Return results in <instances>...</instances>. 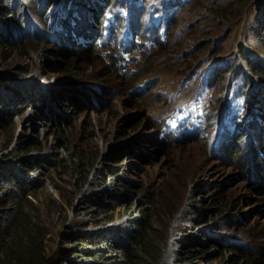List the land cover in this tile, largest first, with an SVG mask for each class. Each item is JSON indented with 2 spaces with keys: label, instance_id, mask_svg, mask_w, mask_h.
<instances>
[{
  "label": "trees",
  "instance_id": "1",
  "mask_svg": "<svg viewBox=\"0 0 264 264\" xmlns=\"http://www.w3.org/2000/svg\"><path fill=\"white\" fill-rule=\"evenodd\" d=\"M11 2L0 0V44L20 49L31 41L37 43L40 54L44 53L40 45L49 44V41L59 44L67 54L72 51L70 45H75L88 56L95 53L93 61H100L106 70L109 68L113 79L116 73L128 71L124 86L133 96L140 95L151 80L144 78L138 83L144 71L130 68L137 62L132 56L144 55L149 62L148 53L158 47L166 49L170 44L169 28L189 8V19L185 22V28H191L189 37L194 38L202 32V38L207 40L194 49L189 66H195L194 70L172 80V84L178 86L183 80L190 89L189 83L197 70L212 64L206 84L201 86L203 80L197 76L199 82L193 87L192 95L200 88L203 90L197 94L200 104L194 111H204L200 115L204 119L220 110L221 124L213 125L205 139H197L189 132L188 136L182 135L184 123L173 122L171 118L149 119V129L154 131L160 144L203 141L206 154L223 161L234 156L229 153L243 143L246 164L251 168V184L264 192V58L252 48L228 53L230 49L225 46L226 30L240 29L243 23H253L264 34V0H32L35 7L22 12L18 11L19 5ZM37 7L42 8L45 18L36 12ZM133 25L147 29L153 38L139 36ZM245 32L248 36L252 34L248 29ZM76 56L69 55L72 61ZM107 56L112 62L103 61ZM125 59L130 60L127 67ZM229 66L228 71L222 70L226 74L218 75L222 68ZM24 74L26 77L0 73V152L6 151L0 156V264H194L214 254L211 262L216 257L222 259L223 255L222 262L229 264L257 259V253L229 247L207 225L196 226L195 233H184L172 226L164 243H157L160 233L156 225L167 212L158 216L155 213L159 199L156 193L122 174V156H141L140 143L150 141L145 135L136 136L137 143L125 140L108 146L101 159L98 153L79 155L77 175L81 176L73 186L76 193L72 199L63 198L62 201L70 203L75 215H88L95 224L64 226L59 250L49 254L45 249L50 230L47 216L28 195L43 185L42 176L56 166L55 160L36 139H23L15 134V117L31 108L55 127L51 145L69 149L66 132L73 121L66 110L73 104L72 96L84 89L81 84L84 81H79L81 76H75L76 81L73 78L63 82V78H59L43 82L38 74L30 77V69ZM222 76L225 78L220 82L218 79ZM98 85L92 87L102 92V86ZM170 88L173 89V85L163 89L162 96ZM83 92L89 95L88 91ZM90 97L95 106H99L101 102L94 94ZM75 106L80 104L75 103ZM132 119L125 116L121 123L132 122ZM203 144L200 143L204 149ZM112 147L116 149L111 150ZM110 159L116 166L110 164ZM73 199H76L75 206H72ZM56 208L65 210L60 204L53 205L49 207L51 215ZM186 211L185 207L181 208L179 216L185 219ZM228 250L234 256L226 258Z\"/></svg>",
  "mask_w": 264,
  "mask_h": 264
},
{
  "label": "rangeland",
  "instance_id": "2",
  "mask_svg": "<svg viewBox=\"0 0 264 264\" xmlns=\"http://www.w3.org/2000/svg\"><path fill=\"white\" fill-rule=\"evenodd\" d=\"M11 1L14 6H20L18 11L21 12L35 7L32 0ZM35 10L40 13V17L45 18L46 14L41 12L42 8L37 7ZM188 10L189 8L184 16L177 18L169 28L170 44L166 49L159 50L158 47L148 53L146 56H150L149 62L145 60L144 55L132 56L137 62L130 68L144 71V77L138 83L143 82L141 80L144 78L151 80L147 88L138 96H133L132 92H128L124 86L128 71L123 72L124 74L116 73V78L113 79L114 76L109 68L106 70L100 65V61H93L95 53L88 56L86 51L75 45H70L72 51L67 54L59 44L49 41V44L40 45V48L44 49V53L40 54L39 48L36 47L37 43L31 41H27V45L20 49L0 44V73L25 75L26 69H30V77L38 74L37 76L40 75V80L43 82L59 78H63V82L73 78L76 81L75 76H81L79 81H84L81 83L84 84V89L72 96L73 104L66 110L70 121H73L67 128L69 131L66 132L69 149L51 145L56 133L55 127L47 119L36 115L31 108L15 117V134H18V137L22 136L23 139H36L53 154L55 160L56 166L42 176L43 185L28 195L47 216L50 230L45 239V249L49 254L59 250L60 236L65 230L64 226L95 224L88 215L83 213L75 215L70 208V203L62 201L63 198L72 199L76 193L73 186L81 176L77 175L79 155L98 153L101 159L108 146L125 140L137 143L136 136L145 135L150 141L142 145L140 143L141 156L136 157L131 154L128 155L129 158L122 156V174L133 178L138 183L145 184L149 191L156 193L159 199L155 205V213L158 216L167 212L156 225L160 233L157 243L159 245L164 243V237L172 226L175 229L179 227V230L184 233H195L196 226L207 225L209 228L211 226L217 234L216 237L229 244V247L235 246L240 250L257 253L255 257L257 259L247 262L243 260L242 264H261L264 261V192L251 184V168L246 164L248 159L245 158L243 143L229 153L234 156L231 155L223 161L220 157H209L205 152L207 150L203 141L182 140L176 143L160 144L153 135L154 131L149 129V119L159 121L171 118L173 122L184 123L180 131L182 135L188 136L189 132L197 139H205L213 125L221 124L220 110L216 112L217 114H210L204 119L200 116L204 111L201 113L194 111V108L200 104L197 94L203 90L200 88L194 96L192 95L193 87L199 82L197 76L203 80L201 86L206 84L212 71V64L197 70L189 83L190 89L186 87L183 80L178 86L172 84V80L194 70L195 66L189 68L191 58L195 54L194 49L207 40L202 38V32L195 34L194 38L189 37L191 28H185V22L189 19ZM240 27V29L233 28L225 32L228 39L225 46L230 49L228 53L252 48L258 51L261 58H264V34L258 30L260 28L253 23H243ZM132 28L139 36L153 38L147 29H142L139 25H133ZM245 29L250 30L252 34L246 35ZM127 32L130 33L129 30ZM15 39L16 37L13 38ZM231 44L233 48H230ZM26 51L29 53H24ZM70 54L77 55L76 60L72 61ZM108 60L112 62L108 56L106 59L103 58V61L107 63ZM129 61L125 59L126 67ZM230 67L222 68L218 75L226 74L227 72L222 70L228 71ZM224 78L222 76L218 80L221 82ZM93 85L102 86V92L99 88L92 87ZM171 85L173 89L170 88L162 96V90ZM83 90L88 91L89 95H85ZM90 92L101 102L99 106L93 103ZM75 103L80 106H75ZM191 104L193 105L189 108ZM125 116L133 117V121L122 124V118ZM183 116L185 119L181 120ZM200 143L203 144L204 149ZM115 149L116 147L111 148V150ZM4 152L6 151L0 152V156ZM124 157L131 161L128 163L125 160L123 164ZM251 161L254 162V160ZM258 163L261 164L259 161ZM110 164L116 163L110 159ZM204 185L207 186L206 189H198ZM127 189L129 191V188ZM76 199H73L72 206H75ZM57 204L65 210L56 208L51 215L49 207ZM222 206L227 207L222 208ZM183 207L185 211H188L185 219L179 216L180 209ZM212 250L213 248L209 251ZM225 255L226 258L228 255L234 256L230 250L226 251ZM214 256L215 254L207 259H198L194 264H229L222 262L224 255L222 259L216 257L211 262Z\"/></svg>",
  "mask_w": 264,
  "mask_h": 264
},
{
  "label": "bare ground",
  "instance_id": "3",
  "mask_svg": "<svg viewBox=\"0 0 264 264\" xmlns=\"http://www.w3.org/2000/svg\"><path fill=\"white\" fill-rule=\"evenodd\" d=\"M54 33V32H53ZM54 36H56L55 34H54Z\"/></svg>",
  "mask_w": 264,
  "mask_h": 264
}]
</instances>
